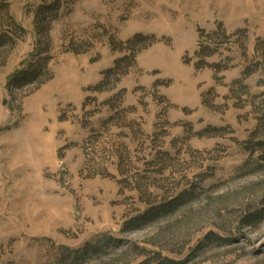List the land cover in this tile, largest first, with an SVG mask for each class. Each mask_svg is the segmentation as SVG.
Returning <instances> with one entry per match:
<instances>
[{
  "label": "rangeland",
  "instance_id": "1",
  "mask_svg": "<svg viewBox=\"0 0 264 264\" xmlns=\"http://www.w3.org/2000/svg\"><path fill=\"white\" fill-rule=\"evenodd\" d=\"M60 1L12 93L45 0L6 2L0 264H264V0Z\"/></svg>",
  "mask_w": 264,
  "mask_h": 264
},
{
  "label": "trees",
  "instance_id": "2",
  "mask_svg": "<svg viewBox=\"0 0 264 264\" xmlns=\"http://www.w3.org/2000/svg\"><path fill=\"white\" fill-rule=\"evenodd\" d=\"M6 2L7 0H0V50L8 45L14 46V39L10 36V31L3 30L2 28L4 25V20L10 19L14 21V19L10 15V10ZM60 5V0H45L44 4L40 8L36 17V28L39 34L37 49L30 58V60L27 62V64L23 68L17 70L8 79L7 86L11 93L15 88L20 89L26 86L40 87L42 84L46 83L47 81L53 78L54 74L50 66L52 56L50 46L51 38L49 36V25L54 19L55 15H57L60 9ZM41 13H44L46 16H42ZM48 15H51L52 17L50 20L47 17ZM140 37L141 35H136L134 37V40H137ZM117 65L119 66V61ZM114 71L115 69H109L106 72V75L111 74ZM173 203H175V201L167 204L166 206L160 207L159 209H157V212L153 213L149 211L144 216L135 218L134 220H132L131 228L140 227L143 224L156 219L159 215L170 211L173 208ZM107 241L108 240H105L103 243H106ZM98 247L99 246L87 245L81 251H75L74 253L71 252V256L73 257L74 261H82L85 260L87 256L92 252L99 251L100 248Z\"/></svg>",
  "mask_w": 264,
  "mask_h": 264
}]
</instances>
